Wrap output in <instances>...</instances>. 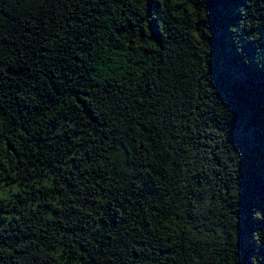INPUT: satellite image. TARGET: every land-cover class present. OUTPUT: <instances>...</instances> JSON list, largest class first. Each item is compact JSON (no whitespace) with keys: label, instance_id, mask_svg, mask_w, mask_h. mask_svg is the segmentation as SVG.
<instances>
[{"label":"trees","instance_id":"16d2710c","mask_svg":"<svg viewBox=\"0 0 264 264\" xmlns=\"http://www.w3.org/2000/svg\"><path fill=\"white\" fill-rule=\"evenodd\" d=\"M0 264H264V0H0Z\"/></svg>","mask_w":264,"mask_h":264}]
</instances>
